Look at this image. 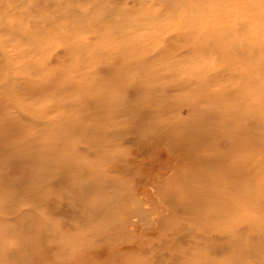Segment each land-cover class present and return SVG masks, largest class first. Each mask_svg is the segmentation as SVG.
Here are the masks:
<instances>
[{
	"label": "clouds",
	"instance_id": "obj_1",
	"mask_svg": "<svg viewBox=\"0 0 264 264\" xmlns=\"http://www.w3.org/2000/svg\"><path fill=\"white\" fill-rule=\"evenodd\" d=\"M0 264H264V0H0Z\"/></svg>",
	"mask_w": 264,
	"mask_h": 264
}]
</instances>
